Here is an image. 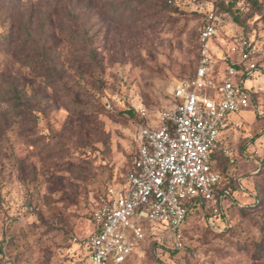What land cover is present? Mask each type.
<instances>
[{"label":"clouds","instance_id":"9594fccd","mask_svg":"<svg viewBox=\"0 0 264 264\" xmlns=\"http://www.w3.org/2000/svg\"><path fill=\"white\" fill-rule=\"evenodd\" d=\"M5 14L0 264H264V0Z\"/></svg>","mask_w":264,"mask_h":264},{"label":"rangeland","instance_id":"374dc122","mask_svg":"<svg viewBox=\"0 0 264 264\" xmlns=\"http://www.w3.org/2000/svg\"><path fill=\"white\" fill-rule=\"evenodd\" d=\"M19 0H0V7L5 8V19H9L13 16V14L18 10ZM89 6H91V0H89ZM31 15H29V19L27 22V27H31ZM0 48H3L4 51H7L8 48L3 44L0 43ZM41 95H45L41 90ZM46 98V97H45Z\"/></svg>","mask_w":264,"mask_h":264}]
</instances>
